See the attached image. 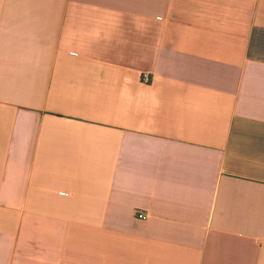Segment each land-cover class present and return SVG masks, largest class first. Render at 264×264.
I'll use <instances>...</instances> for the list:
<instances>
[{"label": "crops", "instance_id": "0c3cea01", "mask_svg": "<svg viewBox=\"0 0 264 264\" xmlns=\"http://www.w3.org/2000/svg\"><path fill=\"white\" fill-rule=\"evenodd\" d=\"M0 264H264V0H0Z\"/></svg>", "mask_w": 264, "mask_h": 264}, {"label": "built area", "instance_id": "2783aa9c", "mask_svg": "<svg viewBox=\"0 0 264 264\" xmlns=\"http://www.w3.org/2000/svg\"><path fill=\"white\" fill-rule=\"evenodd\" d=\"M143 78H144V80H147L148 76L147 75H144ZM138 217L141 218V219H145L146 218V216L143 215V214H139Z\"/></svg>", "mask_w": 264, "mask_h": 264}]
</instances>
